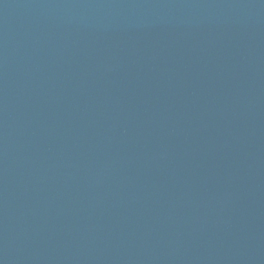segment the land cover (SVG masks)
Masks as SVG:
<instances>
[{"label":"water","instance_id":"water-1","mask_svg":"<svg viewBox=\"0 0 264 264\" xmlns=\"http://www.w3.org/2000/svg\"><path fill=\"white\" fill-rule=\"evenodd\" d=\"M0 264H264V0H0Z\"/></svg>","mask_w":264,"mask_h":264}]
</instances>
